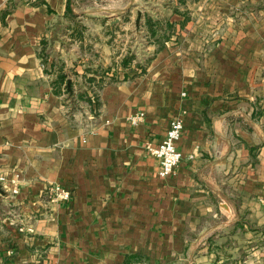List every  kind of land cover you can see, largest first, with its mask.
Masks as SVG:
<instances>
[{
    "label": "crops",
    "instance_id": "1",
    "mask_svg": "<svg viewBox=\"0 0 264 264\" xmlns=\"http://www.w3.org/2000/svg\"><path fill=\"white\" fill-rule=\"evenodd\" d=\"M105 1L0 0V264H264V0Z\"/></svg>",
    "mask_w": 264,
    "mask_h": 264
},
{
    "label": "built area",
    "instance_id": "2",
    "mask_svg": "<svg viewBox=\"0 0 264 264\" xmlns=\"http://www.w3.org/2000/svg\"><path fill=\"white\" fill-rule=\"evenodd\" d=\"M184 129L183 120L175 117L170 121L168 130L162 140L155 146H148L149 151L159 160V175L162 178H168L175 173L177 166L183 158V154L178 148V142L182 137ZM10 184L11 192H19L18 181L16 178L9 179L5 174L0 172V188ZM53 200L69 199L70 192L60 187H55L52 192ZM21 232H33L32 226L22 225L19 228Z\"/></svg>",
    "mask_w": 264,
    "mask_h": 264
},
{
    "label": "rangeland",
    "instance_id": "3",
    "mask_svg": "<svg viewBox=\"0 0 264 264\" xmlns=\"http://www.w3.org/2000/svg\"><path fill=\"white\" fill-rule=\"evenodd\" d=\"M97 1V0H96ZM107 2L104 0H98V2L96 3L95 0H80V4L79 6L76 8L79 12H85V13H91V12H94L95 10L98 12V13H101L102 11H104V8L107 6ZM74 23H72L73 27H76L78 28L79 30H85L86 32H89V31H95L96 30V27H99L100 26V22L99 21H96V20H90V19H83L82 22H78L77 19L76 21L72 20ZM71 21V22H72ZM78 22V23H76ZM67 25V23H64V27ZM134 26V23L133 22H130L129 23V27H130V30H132V28ZM158 28H166V24H158L157 25ZM169 31V29L167 28L166 29V35H167V32ZM131 36V35H130ZM144 37L143 39H141L140 37H137V38H133L132 40V37H130V41H133L134 43H139L141 44V46H144L146 45V41L148 40V37H145V36H142ZM94 89L97 88L96 84L93 85Z\"/></svg>",
    "mask_w": 264,
    "mask_h": 264
},
{
    "label": "trees",
    "instance_id": "4",
    "mask_svg": "<svg viewBox=\"0 0 264 264\" xmlns=\"http://www.w3.org/2000/svg\"><path fill=\"white\" fill-rule=\"evenodd\" d=\"M71 13H72V16H74V13L73 12H71ZM146 24L148 27L149 36H156L157 33L159 34L160 30L166 31L167 28L170 29V27H171V25L167 22L166 28L165 27L164 28H161V27L158 28L157 25L160 24V22L158 21V19H155L150 15H148V17H147ZM167 38H168V35H166V32L164 33V35L160 33L158 38H156V41L162 44V42L164 40H166ZM148 40H149V38H148ZM147 41H146V44H147ZM138 45H139L140 49L144 48V46H141V44L138 43ZM133 56H134V54L131 53L129 55V57L124 59L123 60L124 65L129 64L131 62ZM87 79L89 82L97 84L98 88L101 87V85L103 84V79L101 78V79L97 80L94 75L89 76ZM70 80H71V74L67 70H63L58 74L56 82H60L61 84H63L67 93H72V91H73L72 80H71V82H70ZM68 82H70V87H68Z\"/></svg>",
    "mask_w": 264,
    "mask_h": 264
},
{
    "label": "water",
    "instance_id": "5",
    "mask_svg": "<svg viewBox=\"0 0 264 264\" xmlns=\"http://www.w3.org/2000/svg\"><path fill=\"white\" fill-rule=\"evenodd\" d=\"M141 16H142V12L139 11V12H138V17H137V20H136V25H137L138 27L140 26ZM69 85H70V82H69ZM0 194H1V189H0Z\"/></svg>",
    "mask_w": 264,
    "mask_h": 264
}]
</instances>
